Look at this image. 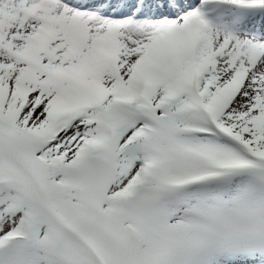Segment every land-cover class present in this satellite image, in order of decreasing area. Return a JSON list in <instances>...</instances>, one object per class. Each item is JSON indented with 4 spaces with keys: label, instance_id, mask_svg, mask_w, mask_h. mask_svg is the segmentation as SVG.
Masks as SVG:
<instances>
[{
    "label": "snow or ice",
    "instance_id": "6c2138e0",
    "mask_svg": "<svg viewBox=\"0 0 264 264\" xmlns=\"http://www.w3.org/2000/svg\"><path fill=\"white\" fill-rule=\"evenodd\" d=\"M0 264H264V0H0Z\"/></svg>",
    "mask_w": 264,
    "mask_h": 264
}]
</instances>
